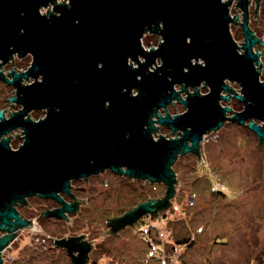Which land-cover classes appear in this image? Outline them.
Returning a JSON list of instances; mask_svg holds the SVG:
<instances>
[{
	"label": "water",
	"instance_id": "95a60500",
	"mask_svg": "<svg viewBox=\"0 0 264 264\" xmlns=\"http://www.w3.org/2000/svg\"><path fill=\"white\" fill-rule=\"evenodd\" d=\"M233 1L0 0V80L15 87L10 102L22 106L9 118L0 109V264L3 249L21 229L33 226L16 208L18 202L27 204L28 197L58 201L61 206L43 215L69 221L81 203L72 191L74 179L88 183L91 175L111 169L164 183L163 197L108 217V232L115 234L143 216L162 218L160 211L172 206L177 191L173 165L188 153L204 162V136L226 119L250 120L249 128L264 142L261 52L254 51L264 40L249 27L250 0H238L245 41L242 46L235 41ZM50 4L53 9L43 13ZM148 32L161 37L157 46L143 44ZM28 54L29 68L13 67L6 76L4 65L13 63L15 55ZM225 78L239 82L240 91L225 84ZM203 80L210 85L204 94L198 88ZM176 83L185 86L177 90ZM232 91L244 108L227 117L231 108L221 100L228 101ZM174 99L185 112L170 114ZM42 109L44 117L32 118V110ZM159 125L169 126L175 136L156 138ZM17 128L24 142L12 150L4 135ZM52 241L66 249L71 264H87L94 248L86 234Z\"/></svg>",
	"mask_w": 264,
	"mask_h": 264
},
{
	"label": "rangeland",
	"instance_id": "374dc122",
	"mask_svg": "<svg viewBox=\"0 0 264 264\" xmlns=\"http://www.w3.org/2000/svg\"><path fill=\"white\" fill-rule=\"evenodd\" d=\"M52 9L50 4L42 12ZM254 28L264 36V14ZM232 30L241 42L239 27L233 26ZM159 40V35L148 32L143 44L150 48L157 46ZM31 62L30 54L15 55L14 64L10 61L4 65V73L9 76L13 67L25 71ZM30 81L25 79L24 83ZM14 90L0 80V108L7 114L21 107L8 100ZM183 110V105L170 107L171 112ZM45 113L43 109L34 110L31 115L39 118ZM161 133L171 135L168 129ZM259 140L239 124L212 131L201 142L204 162L188 153L180 155L173 165L177 191L172 206L161 212L162 218L155 214L143 216L115 235L104 232L109 229L108 217L127 212L150 196L164 194L166 185L110 170L91 175L88 183L86 179H74V191L80 198L88 199L89 205L77 217L62 219L59 225L56 219L47 218L42 226L37 223L21 229L3 254L4 264H71L66 249L54 246L49 237L81 234L97 243L87 264H264V142L260 144ZM19 141L18 137L16 142ZM31 202L39 211L55 204L39 198H32ZM39 211L23 209L33 220Z\"/></svg>",
	"mask_w": 264,
	"mask_h": 264
},
{
	"label": "flooded vegetation",
	"instance_id": "af4514ba",
	"mask_svg": "<svg viewBox=\"0 0 264 264\" xmlns=\"http://www.w3.org/2000/svg\"><path fill=\"white\" fill-rule=\"evenodd\" d=\"M223 1H225V0H223ZM263 14H264V0H250V2H249V4H248V23H249V27H250V29L252 30V31H254L255 32V34L259 37V38H261L262 40H264V36H262L259 32H258V30L256 29V28H254V24L255 23H260V21H262L263 20ZM230 15H231V17L232 18H234L235 16H237V20L236 21H232L231 23H230V29H231V33H232V35H233V37H234V39H235V41L240 45V46H242V44L244 43V41H245V35H244V33H243V26H242V23H243V21H244V10H243V8L241 7V6H239V4H238V0H234L233 1V3L230 5ZM233 26H237V27H239V29H240V31H241V36H242V40H241V42L240 41H238V39H237V37H236V35L233 33V30H232V27ZM240 51L242 52V51H244V49H240ZM254 51H260L261 52V55H260V59H261V67H260V81L261 82H263L264 81V46L262 45V44H260V43H257V45L254 47ZM195 62V61H194ZM200 62H203V60L202 59H200ZM256 64V63H255ZM256 67H257V64H256ZM186 70H188V68H186ZM1 81H3V80H1ZM224 83L225 84H228V85H230V86H232V89L233 90H238V91H240V88H241V84L239 83V82H237V81H235V80H232V79H230V78H225L224 79ZM11 85V84H10ZM13 86V85H12ZM177 86H179V88L181 89L183 86H185V84L184 83H176L175 84V88L177 89V90H179V88H177ZM191 86V85H190ZM210 85L206 82V80H203L199 85H198V88H199V90L201 91V93H207V92H209V90H210V87H209ZM14 87V86H13ZM15 88V87H14ZM193 90V88L192 87H190V90ZM191 90V91H192ZM227 92L226 91H222V94H226ZM16 94V93H15ZM182 95V97H185V93H182L181 94ZM9 100V102H10V98L8 99ZM13 103H16V102H13ZM13 103H11L10 102V104H13ZM221 103H222V105L223 106H229L230 108H231V111L230 112H227V117H230V116H232V115H234V113L235 112H237V111H241L243 108H244V104H243V102L242 101H240L239 99H237L236 97H235V93H234V91H232L231 92V96H230V99L228 100V101H225V100H221ZM16 104H18V103H16ZM176 104H178V105H183L184 106V104L183 103H181V102H179L177 99H174L173 100V103L172 104H169L168 105V109H169V112H170V114H172V115H174V114H179V113H183V112H185L186 111V107H185V110H183V111H181V112H171L170 111V107H172V106H174V105H176ZM22 108V106L18 109V110H20ZM0 109H3V108H0ZM4 111H5V116L7 117V118H9L10 116H11V114L13 113V112H15V111H18V110H15V111H11L10 112V114H7L6 113V110L5 109H3ZM32 111H34V110H32ZM31 111V112H32ZM158 112H160V113H162L163 115H164V109L163 108H161V109H159L158 110ZM32 116V115H31ZM45 116V115H44ZM43 116V117H44ZM32 118H34V117H32ZM41 117H39V118H34V119H40ZM156 118V117H155ZM255 121H256V119H255ZM250 122V120H247L245 123H243V124H241V123H239L238 121H233V120H230V119H226L225 121H224V123H223V125H222V127L221 128H223V127H225V126H227V125H229V124H239V125H244L247 129H248V133L250 134H256L253 130H251L250 128H249V126H248V123ZM257 122V121H256ZM164 129H168V130H170V132H171V135H169L170 137H172V136H175V134H173L172 133V129L169 127V126H167V125H159V129H158V132L157 133H155V137L157 138V136H158V134H162L161 133V130H164ZM173 134V135H172ZM23 131H22V129L21 128H17V129H14V130H12L10 133H8V134H6V135H4V137H8L9 139H10V142H9V144H10V147H11V149L12 150H17V149H19V147H20V145L24 142V138H23ZM157 135V136H156ZM257 135V134H256ZM18 137L19 138H21V141H19V142H16L17 141V139H18ZM3 137H1L0 138V140L2 139ZM201 152H202V148H201ZM192 154H194V153H192ZM195 156H196V154H194ZM202 155H203V152H202ZM196 157H198V156H196ZM198 159V158H197ZM111 171V172H114V171H112L111 169H106L105 171H103V172H101V173H105V172H107V171ZM101 173H99V174H101ZM114 173H116V172H114ZM117 174H119V175H124V174H120V173H117ZM97 175V174H96ZM127 176V175H126ZM129 177V176H128ZM132 178V177H131ZM106 179V183H108L109 182V178L108 177H106L105 178ZM137 179V178H136ZM79 180V179H78ZM72 191L74 192V194L76 195V196H78L79 197V195L74 191V189H73V184H72ZM165 193H166V191H165ZM165 193L164 194H162V195H158V196H150V197H148V198H146V199H144V200H147V199H150V198H161V197H163L164 195H165ZM64 197H65V199L66 200H68V201H72V198L70 197V196H67V195H64ZM32 198H39V199H44L45 200V198H42V197H38V196H31V197H28V203L27 204H22V203H20V202H18L17 204H16V208L18 209V211H19V213L24 217V218H26V219H29V220H31L32 221V223L35 225V224H39L40 223V225L42 226V225H44V221H45V219H56V221H57V223L56 224H58L59 225V223H61V221H62V219H64V218H61V217H54V216H45V215H43V212L45 211V210H47V209H54V208H56V207H59V206H61V203H59L58 201H56V200H52V202H54L55 204L54 205H52V206H47V205H45L44 207V209L43 210H41V211H39V208H37L34 204H32V202H31V199ZM80 198V197H79ZM51 200V199H50ZM144 200H141V201H144ZM141 201H139V202H137L136 204H134L132 207H130L129 208V210L130 209H132L133 207H135L138 203H140ZM80 205H79V208H78V210L76 211V213H69V216H70V219H73V217H77V215L81 212V210H82V208L83 207H86V206H88L89 205V200L88 199H83V198H80ZM24 207L26 208H29V209H33V210H35L37 213H38V211H39V215H38V217L37 218H35L36 220H33V217H31L29 214H27V213H25V212H23V209H24ZM171 207V206H170ZM126 212V211H125ZM125 212H122V213H120V214H117V215H114V216H120V215H123ZM160 212H162V211H160ZM113 216V217H114ZM66 220V219H65ZM138 221V220H137ZM136 221V222H137ZM128 226H130V225H127L126 227H128ZM125 227V228H126ZM125 228H123V229H125ZM109 229H110V227H109ZM109 229L106 231V235L107 234H113V233H110V232H108L109 231ZM123 229H121V230H123ZM120 230V231H121ZM120 231H118L117 233H115V234H118ZM4 234V232H2V231H0V236L1 235H3ZM115 234H113V235H115ZM66 235H60V236H58V235H51L49 238H50V240L52 241V238H54V237H65ZM68 236H71V235H68ZM88 236V235H87ZM18 237V236H17ZM17 237H16V239H17ZM15 239V240H16ZM87 239L88 240H90V241H93V243H94V247L96 246V242H95V240L94 239H92V238H90V237H87ZM15 240H13L12 242H10V244H9V246H7L5 249H3V251H2V254H4L5 253V251L9 248V247H11V245L14 243V241ZM94 249V248H93ZM92 249V250H93ZM91 250V251H92ZM90 251V252H91ZM89 255H90V253H89ZM4 258V257H3ZM90 258H91V256H90ZM4 264V263H3Z\"/></svg>",
	"mask_w": 264,
	"mask_h": 264
},
{
	"label": "built area",
	"instance_id": "2783aa9c",
	"mask_svg": "<svg viewBox=\"0 0 264 264\" xmlns=\"http://www.w3.org/2000/svg\"><path fill=\"white\" fill-rule=\"evenodd\" d=\"M207 136H208V134L204 136L203 140H204ZM45 239H46V238H44V241H45ZM172 256L175 257L174 254H173ZM172 264H186V263H184V262H182V263H181V262H175V263H174V262H173Z\"/></svg>",
	"mask_w": 264,
	"mask_h": 264
},
{
	"label": "trees",
	"instance_id": "16d2710c",
	"mask_svg": "<svg viewBox=\"0 0 264 264\" xmlns=\"http://www.w3.org/2000/svg\"><path fill=\"white\" fill-rule=\"evenodd\" d=\"M174 251V250H173ZM185 263V262H184Z\"/></svg>",
	"mask_w": 264,
	"mask_h": 264
}]
</instances>
